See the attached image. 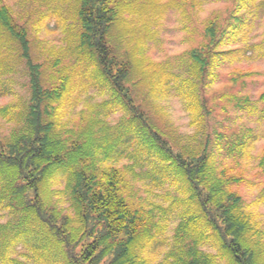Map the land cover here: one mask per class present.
Returning <instances> with one entry per match:
<instances>
[{
    "label": "trees",
    "instance_id": "1",
    "mask_svg": "<svg viewBox=\"0 0 264 264\" xmlns=\"http://www.w3.org/2000/svg\"><path fill=\"white\" fill-rule=\"evenodd\" d=\"M16 4L18 11L0 1V97L19 65L29 96L22 106H0V119L15 120L10 135L0 138V209L11 215L0 222V264H28L21 258L29 254L39 264H264V220L247 210L241 195L250 185L245 166L254 139L241 131L216 133L213 145L208 129L213 102L257 109L248 96L233 93L253 76L240 66L256 51L264 56V37L250 43L264 0H230L225 16L213 14L200 35L188 31L195 44L172 62L146 56L158 41L156 21L171 8L199 10L201 0ZM53 17L67 32L66 45L47 47L38 36ZM174 66L185 73L179 89L197 127L194 137H203L198 146L176 143L148 105L153 93L179 78L168 70ZM221 77L227 87L208 93ZM91 82L110 93L103 108L113 103L125 113L116 127L90 107L69 113ZM258 101L264 113V91ZM132 150L149 155L157 174L177 185L168 207L147 204L137 184L142 171L121 164ZM222 151L228 163L219 159ZM258 167L264 172V146ZM57 192L67 194L68 209L54 201ZM259 194L264 203V191ZM168 217L176 219L172 246L153 263L148 252ZM20 245L27 253L17 252Z\"/></svg>",
    "mask_w": 264,
    "mask_h": 264
},
{
    "label": "rangeland",
    "instance_id": "2",
    "mask_svg": "<svg viewBox=\"0 0 264 264\" xmlns=\"http://www.w3.org/2000/svg\"><path fill=\"white\" fill-rule=\"evenodd\" d=\"M4 4L12 6L15 11H18L17 0H0ZM203 1L202 7L199 10L190 11L188 14H182L181 10L171 8L156 21L158 41L156 43H150L148 51H146L147 58L163 62L174 61L177 55L184 51H189L195 44L194 40H189L188 31L190 29L195 30V34L198 36L202 33L205 26V22L213 14L218 13L220 16H225V8L230 5V0H223L218 4H207ZM254 29L250 34V43H256L264 37V15L259 12L256 19L253 20ZM48 33V34H47ZM39 38L45 42L47 47H52L54 44L66 45L67 32L59 21L53 17L47 22L41 25V31L38 34ZM57 46V47H58ZM38 59H42L40 53L35 55ZM253 72V76L250 80L246 81L239 90H236L233 94L239 96H248L252 101L251 107L256 106L257 109L245 108L238 109L233 108L230 103L216 104L215 112L212 114L208 129L212 132V144L216 140V133H222L224 135H231L238 131L252 136L254 139L252 148L250 150V156L246 160L245 172L246 178L249 180V187L244 186L241 188V195L245 202L248 211L255 213L259 219L264 220V203L258 204V200L261 198L260 192L264 191V172L258 167V157L264 146V113L263 105L258 101V97L261 92L264 91V56L262 51H256L254 58L242 66ZM16 72L7 78H10L9 83H6V89L8 94L4 97H0V106L19 104L22 106L28 96L29 90L25 86L27 78L24 75L25 68L23 65L15 67ZM177 77L172 78L165 89H158L148 99V105L151 110L155 112L162 120L163 125L166 127V134H170V137L174 139L179 145L198 146L202 143L203 137H194L197 131L196 126L191 125V114L187 109V102L183 97V92L179 89L181 80L185 77V73L176 66L168 68ZM226 68L223 67L220 71V75L226 73ZM5 78H3V81ZM224 78H220L218 84L212 87L208 93L214 92L218 88L227 87L224 83ZM84 84L85 89L81 90L79 96L78 105L76 108L69 109V113L74 116L78 110H87L88 107L92 110H100L99 118L112 127H116L125 116V113L118 106H114L111 103L108 107L103 108L106 102L111 101L109 92H101L97 89L96 85ZM81 88V87H80ZM79 90V88H78ZM75 93H73L74 95ZM75 98V97H74ZM254 104V105H253ZM70 106H67L68 109ZM107 115V116H106ZM13 119V118H12ZM13 123H6V120L0 119V138L10 135V131L15 123V120H9ZM218 142V141H217ZM218 143H223L222 141ZM136 146L137 143L133 141ZM215 149V146H214ZM218 147H216V150ZM128 161H122L121 164H134L137 173L141 174L138 178L139 183L144 193V199L147 204H156L163 207H168L172 200V197L177 190V185H174L171 180L165 179L159 176L157 170H154L152 163L150 162V156L147 154L139 153L134 155L133 150ZM216 152V157L219 156ZM228 155L221 152L220 160L229 162ZM64 176L60 180V184L56 186L60 190L64 188ZM137 185V186H138ZM138 195H141L139 193ZM54 201H58V207L66 210L69 208L67 194L62 195L61 192H57L54 195ZM11 218L10 211L7 209H0V222H6ZM167 226L163 230L160 238L152 243L153 249L148 252V256L155 258L153 263L158 262L167 253L172 246L173 229L176 224L174 217H168L166 222ZM206 252H213L212 249H204ZM17 252L27 253L22 245L18 246ZM19 257V256H18ZM26 260L28 264H39L32 258L31 254L27 258H21Z\"/></svg>",
    "mask_w": 264,
    "mask_h": 264
},
{
    "label": "snow or ice",
    "instance_id": "3",
    "mask_svg": "<svg viewBox=\"0 0 264 264\" xmlns=\"http://www.w3.org/2000/svg\"><path fill=\"white\" fill-rule=\"evenodd\" d=\"M223 2V0H204V3H207V4H218V3H221ZM226 37L222 35V37L217 41V43H220L223 41V39H225Z\"/></svg>",
    "mask_w": 264,
    "mask_h": 264
}]
</instances>
